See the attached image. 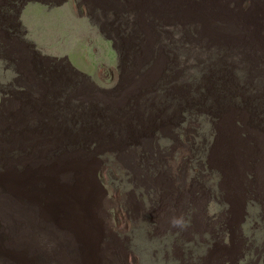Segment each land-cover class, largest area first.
Wrapping results in <instances>:
<instances>
[{"label":"rangeland","instance_id":"rangeland-1","mask_svg":"<svg viewBox=\"0 0 264 264\" xmlns=\"http://www.w3.org/2000/svg\"><path fill=\"white\" fill-rule=\"evenodd\" d=\"M0 264H264V0H0Z\"/></svg>","mask_w":264,"mask_h":264},{"label":"clouds","instance_id":"clouds-1","mask_svg":"<svg viewBox=\"0 0 264 264\" xmlns=\"http://www.w3.org/2000/svg\"><path fill=\"white\" fill-rule=\"evenodd\" d=\"M171 223L174 227H180L183 224V218L173 217Z\"/></svg>","mask_w":264,"mask_h":264}]
</instances>
